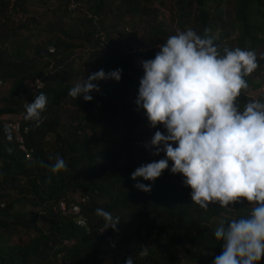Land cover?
<instances>
[{"label":"trees","instance_id":"1","mask_svg":"<svg viewBox=\"0 0 264 264\" xmlns=\"http://www.w3.org/2000/svg\"><path fill=\"white\" fill-rule=\"evenodd\" d=\"M168 4L171 14L164 16L160 7ZM186 29L214 37L221 54L225 47L254 51L258 66L244 79L253 90L264 86L258 55L264 0H61L54 10L43 0H0V80L8 85L0 96V264H124L129 256L133 264H212L221 254L215 227L254 206L238 201L202 209L191 202L182 175L167 168L152 182L136 178L151 183L147 192L130 179L136 167L164 156L136 144L164 132L159 124L149 128L134 104L140 61ZM117 68L119 81H93L99 90L89 93L90 101L68 95L89 74ZM43 73L39 92L48 102L37 124L21 113L39 93L28 91L29 82ZM253 99L264 100V92L251 98L241 91L238 107ZM13 119L26 128L30 159L14 141ZM56 156L66 168L53 173ZM61 200L79 206L83 224L61 214ZM97 208L119 218L115 230L102 228ZM257 264H264V254Z\"/></svg>","mask_w":264,"mask_h":264},{"label":"clouds","instance_id":"2","mask_svg":"<svg viewBox=\"0 0 264 264\" xmlns=\"http://www.w3.org/2000/svg\"><path fill=\"white\" fill-rule=\"evenodd\" d=\"M213 41L192 29L178 31L153 58L140 61L143 74L134 104L143 110L149 128L159 124L164 132L154 129L136 144L164 156L136 167L130 179L147 192L151 183L136 178L152 182L167 168L182 175L191 202L202 209L209 204L229 208L243 197L254 207L247 216L221 220L215 227L212 234L222 251L212 264H257L264 254V100H250L242 109L237 104L248 87L244 77L258 66L257 57L239 47H225L221 54ZM120 78V68L100 69L77 81L68 95L90 101L89 93L99 90L93 81ZM47 102L39 92L25 104L24 119L39 124ZM65 168L64 159L56 156L50 171ZM95 212L104 220L102 228L116 229L118 217L101 208ZM124 264H133V258H125Z\"/></svg>","mask_w":264,"mask_h":264},{"label":"built area","instance_id":"3","mask_svg":"<svg viewBox=\"0 0 264 264\" xmlns=\"http://www.w3.org/2000/svg\"><path fill=\"white\" fill-rule=\"evenodd\" d=\"M71 8L75 7V3L70 4ZM49 52H53L54 48L51 46L49 49ZM52 65V64H51ZM50 65V67H51ZM45 76V73H43L41 76L34 77L30 82H29V90L33 92L34 94H37L44 86V81L43 78ZM3 85L2 80H0V86ZM28 100H23V104H25ZM21 115L24 116V111H22ZM10 128L13 130V136H14V141L17 145V148L22 151L27 159H30V151L27 150V147L24 143V132H26V128L22 130L21 127V122L18 119H13L12 121L9 122ZM146 143V142H144ZM59 209L61 210L62 215H74L77 216V223L83 224L84 223V218L82 214L80 213V208L77 204H71V205H66L65 201L61 200L59 203Z\"/></svg>","mask_w":264,"mask_h":264},{"label":"rangeland","instance_id":"4","mask_svg":"<svg viewBox=\"0 0 264 264\" xmlns=\"http://www.w3.org/2000/svg\"><path fill=\"white\" fill-rule=\"evenodd\" d=\"M60 1L61 0H43V2H46L47 5H51V10H54L56 8H58L59 4H60ZM35 8H37L38 10H41L44 6L43 4L42 5H34ZM153 6H156L158 7V5L156 3L153 4ZM169 7L170 5H166V6H163V7H160V11L164 12V16H168L169 15ZM207 7H209V3L207 4ZM52 13H47V15L44 17V18H41L39 17L38 20L40 21H43V20H46L48 19L50 16H51ZM171 14V13H170ZM171 22H168L167 23V26L169 28H174L173 24H170ZM216 24H219V22H217ZM218 26V25H217ZM43 34H41L38 39L42 38ZM258 55L260 58L264 59V46H261L258 48ZM76 65L77 66H82L81 64V60H77L76 61ZM263 80H264V77H263ZM254 81V84H256L258 81H259V76H255L254 79L252 80V82ZM248 84V87L246 89H242L241 91L243 93H245L247 96L249 97H256L258 96L261 92H264V86H260V88H256V90H253L252 89V83H247ZM29 85V84H28ZM7 87L8 85L4 84L2 86H0V96H4L5 93H6V90H7ZM239 202L241 204H249L243 197L239 198ZM252 206H254L253 204H250ZM40 225L41 226H45L46 225V222H45V219L43 218L42 214H41V218H40Z\"/></svg>","mask_w":264,"mask_h":264}]
</instances>
